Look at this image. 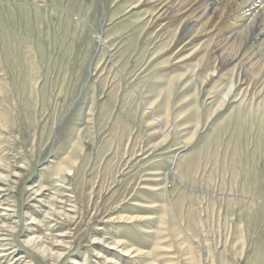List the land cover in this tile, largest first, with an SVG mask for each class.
<instances>
[{
  "label": "rangeland",
  "instance_id": "1",
  "mask_svg": "<svg viewBox=\"0 0 264 264\" xmlns=\"http://www.w3.org/2000/svg\"><path fill=\"white\" fill-rule=\"evenodd\" d=\"M232 1L0 0V264H264L263 7Z\"/></svg>",
  "mask_w": 264,
  "mask_h": 264
},
{
  "label": "bare ground",
  "instance_id": "2",
  "mask_svg": "<svg viewBox=\"0 0 264 264\" xmlns=\"http://www.w3.org/2000/svg\"><path fill=\"white\" fill-rule=\"evenodd\" d=\"M216 1L217 0H205V2H207L205 10L211 13L218 11V7L216 6ZM237 1L238 0H233L232 2L233 4H236L238 3ZM240 2H242L245 5L244 7L247 9L246 11L248 13L253 12L256 8L258 9L263 7L262 8L263 11L261 12V14L259 15L256 12L257 14L250 19V23L248 25L249 26L248 31H250L251 38H255V36L258 34H263L264 33V0H241Z\"/></svg>",
  "mask_w": 264,
  "mask_h": 264
}]
</instances>
